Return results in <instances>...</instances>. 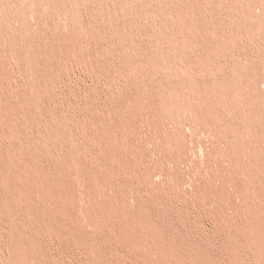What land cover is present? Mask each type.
Wrapping results in <instances>:
<instances>
[{
  "label": "rangeland",
  "instance_id": "rangeland-1",
  "mask_svg": "<svg viewBox=\"0 0 264 264\" xmlns=\"http://www.w3.org/2000/svg\"><path fill=\"white\" fill-rule=\"evenodd\" d=\"M202 1L194 8L202 18L198 31L185 37L177 13L190 7L187 0H0V264H21L6 233L13 222L8 209L19 204L15 187L22 165L36 211L43 205L41 175L49 173L57 202L87 233L97 217L91 201L110 200L150 217L190 262L199 256L230 264L217 212L230 220L241 216L243 183L260 190L255 201L264 206V176L261 183L243 178L248 162L237 153V144H255L257 129L264 157V0ZM211 17L214 31L206 26ZM78 41L87 56L82 63L66 55ZM186 59L200 63L199 92L185 74ZM240 69L252 78L244 85L256 99L254 126L239 111L221 110L216 121L202 102L214 100L209 86L226 84ZM7 128L14 134L6 136ZM110 172L113 183L90 185L91 178ZM189 226L202 251L186 248ZM41 235L45 253L63 264H98L93 252L52 229ZM108 260L147 264L140 254Z\"/></svg>",
  "mask_w": 264,
  "mask_h": 264
},
{
  "label": "bare ground",
  "instance_id": "bare-ground-1",
  "mask_svg": "<svg viewBox=\"0 0 264 264\" xmlns=\"http://www.w3.org/2000/svg\"><path fill=\"white\" fill-rule=\"evenodd\" d=\"M187 1L190 7L178 11L177 18L183 27L181 33L185 37L188 36V34H192L195 37L198 31V24L202 21H200L202 18H199L197 11L194 9L197 5L195 2L202 0ZM204 1L207 2L211 0ZM182 7L185 8L186 6ZM209 16H212V14ZM216 24L217 20H215L214 17L207 19L206 26L209 31H214V29L217 27ZM184 39L187 40L186 38ZM216 40V49H219L223 44L218 38H216ZM78 43H73L72 46L67 49L66 55L68 57H73L82 63L86 61V54L84 55L85 51L83 50V46H81L82 44ZM84 65L87 64L85 63ZM183 65L185 74L190 78V81L194 83V90L197 92L202 90L201 80L197 70L200 66V63L198 65L195 62L186 59L183 60ZM210 69V67L204 66V70L206 72H208ZM237 76L238 77H235V79L225 80L224 82L226 84L211 85L208 87V91L213 94L214 100L205 102V99H202V102L204 103V110L207 111V114L213 117L216 121L219 118V111L221 110H228V112L232 113L239 111L246 119V122L254 126L253 124H256L258 121V115L254 111V108L256 107V99L254 93L251 90H248L249 88L245 87L244 85L245 81H248L247 84L250 83L252 78L245 69L239 71ZM231 95H236L239 102H241V105L238 106L232 100ZM7 114L8 113H6V116ZM5 134L6 136H9L14 133L10 128H7L5 130ZM252 140L255 142L253 146L246 147L242 144H237L238 158L248 162L247 166L241 171V173L243 178L248 180L250 183H254L256 181L261 183L264 176V157L262 149V137L260 136L257 129H255L252 134ZM86 148L88 149V147ZM11 149H15L14 146H11ZM92 166H94V164H92ZM96 166L101 167L99 163H97ZM22 167L25 166L22 165ZM21 168L17 172L15 187L18 192L19 204L16 206H10L8 209V212H10V215L13 218V222L11 221V226L6 233L7 246L12 250L15 260L19 261L21 264H63V261L59 258H56L54 255L46 254L44 251L45 248L43 249V246L40 244L39 234L41 235L42 232L48 228L52 229L53 232H55V234L59 235L60 237H65L67 240L78 245L83 249V251H86L89 254L90 252H93L95 255L91 258L98 264H102L101 258L104 260L107 258L106 261H109L110 263L111 261L108 260L109 258H115L120 254L121 256L125 255L129 258H137L138 254H140L145 259L147 264H211V259H209V263H205L204 261H201V259L205 257H200L199 259V256H195V261L192 260L193 262H190L182 250L174 245L169 238L164 236V231L162 232L159 226H157L150 217L143 216L142 214L131 213L125 209L123 211V209L119 208L115 202L110 200L100 202L94 199L91 201L92 207L95 209V216L97 217H95L93 221V233H87L84 227L79 225V223L73 219L70 209L67 206H62L59 204V202H57V189L49 173H43L41 175L42 180H44L45 183L44 189H42L41 192V201L43 202V205L38 211H36V208L34 209L31 205V200L34 197L31 181L25 178L26 176L22 177L25 173L23 172L24 174L21 175ZM22 170H24V168ZM12 172L15 171L12 170ZM115 179L116 178L113 173L110 172L97 179L91 178L89 181L91 182L90 185H93L95 180L113 183ZM243 185V188L240 190V192L244 194L241 216L234 220H230L225 212L220 210L217 212V215H215L222 232H224L223 235L225 234L226 237V243L230 253V264H264V206L259 204L258 201H255L256 197L260 194V190L258 188L251 190L249 185L245 183H243ZM199 193L201 194L200 190ZM247 193L250 195H247ZM221 194L222 193L219 192V196H221ZM21 215L25 216V218H23V223L21 222L18 224V220L14 222V219L16 220L21 218ZM57 218L59 220H57ZM40 219H45V222L42 223ZM188 220L191 221L190 218ZM190 228L192 230L191 232L189 231V236L186 235V238H184L183 235L185 233L182 235V237L185 239L184 242L187 241L186 243H188H185L187 245V247H185L188 249L189 246L191 249H200L202 251L203 242L196 238L199 234L195 233L193 230L194 228ZM167 229H169L168 226L165 228V230ZM170 229H172V227ZM175 231L176 228L174 229L173 227L172 235L174 239L177 234H174ZM196 231L198 232L199 230L196 228ZM170 232H172V230H170ZM172 235L170 236L172 237ZM182 237L180 238L181 240L183 239ZM201 239L204 240L203 238ZM146 247L148 248L147 250H145ZM153 255H155V257ZM137 260H139V258Z\"/></svg>",
  "mask_w": 264,
  "mask_h": 264
}]
</instances>
